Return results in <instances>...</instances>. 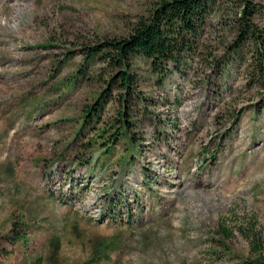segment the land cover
<instances>
[{"label":"rangeland","instance_id":"rangeland-1","mask_svg":"<svg viewBox=\"0 0 264 264\" xmlns=\"http://www.w3.org/2000/svg\"><path fill=\"white\" fill-rule=\"evenodd\" d=\"M161 1L0 0V264H244L245 234L264 244V87L252 81L264 46L232 50L234 0L161 85L135 61L149 101L128 104L142 146L131 165L120 145L86 150L103 124L79 117L113 71L81 49L125 37ZM250 1L264 39V0ZM13 222L26 240L12 245Z\"/></svg>","mask_w":264,"mask_h":264},{"label":"trees","instance_id":"trees-1","mask_svg":"<svg viewBox=\"0 0 264 264\" xmlns=\"http://www.w3.org/2000/svg\"><path fill=\"white\" fill-rule=\"evenodd\" d=\"M234 1L232 5L237 12L233 16L235 38L232 50L238 49L248 40L256 46H264V39L253 22L260 8L250 0ZM218 2L221 0H162L146 17L138 18L125 37L103 40L101 43L81 49L87 60L93 61L96 58L113 71L105 82V88L100 91L92 104L86 106L79 117L81 127L95 121L103 124L96 130L94 138L89 140L86 150L90 151L89 149L95 146L103 154H109L115 146L120 145L123 156L118 165L122 167L131 165V161L139 155L142 146L140 138L133 133L136 123L130 119L128 104L131 100L138 99L145 107L146 102L149 101L139 96L137 92L135 61L140 59L145 61L151 74L156 77V85H161L166 77H170L169 74L180 71L186 64V58L192 55L206 20ZM261 50L257 52V66L253 68L252 81L264 87V51ZM80 73L81 71L74 76L73 83ZM114 88L118 90L116 101L119 108L108 122H102L101 116L110 98L112 99ZM101 101L103 102L100 103ZM260 109H264V99L256 105V110ZM149 113L156 118L155 112L149 111ZM171 125L176 126L173 122ZM87 157L86 163L89 164L91 157L90 155ZM23 227L26 226L12 223L11 239L8 240L10 244L22 243L26 240ZM220 231L224 239H229L232 235L227 228L221 227ZM245 237L254 258L243 263L264 264V244L259 241L258 234L251 230L245 234ZM8 253L7 250L0 249V255H8ZM39 263L38 260L36 264Z\"/></svg>","mask_w":264,"mask_h":264}]
</instances>
